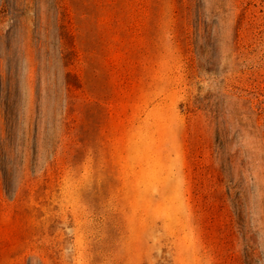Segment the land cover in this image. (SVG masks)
Instances as JSON below:
<instances>
[{"label": "rangeland", "instance_id": "1", "mask_svg": "<svg viewBox=\"0 0 264 264\" xmlns=\"http://www.w3.org/2000/svg\"><path fill=\"white\" fill-rule=\"evenodd\" d=\"M0 264H264V0H0Z\"/></svg>", "mask_w": 264, "mask_h": 264}, {"label": "trees", "instance_id": "2", "mask_svg": "<svg viewBox=\"0 0 264 264\" xmlns=\"http://www.w3.org/2000/svg\"><path fill=\"white\" fill-rule=\"evenodd\" d=\"M58 21H59V20H58ZM59 28H63V26H62V25H60V26H59Z\"/></svg>", "mask_w": 264, "mask_h": 264}]
</instances>
